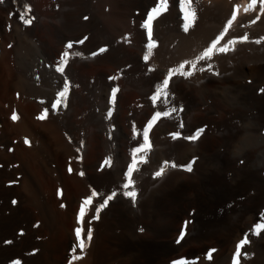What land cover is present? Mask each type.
<instances>
[{
    "label": "rangeland",
    "instance_id": "rangeland-1",
    "mask_svg": "<svg viewBox=\"0 0 264 264\" xmlns=\"http://www.w3.org/2000/svg\"><path fill=\"white\" fill-rule=\"evenodd\" d=\"M110 1L53 0L46 10L38 7L34 0H18V3L13 0L16 9L11 11L12 21L21 25L23 30L33 33L32 35L40 34V39L50 43L45 50L48 55L56 57L58 64L54 62L55 59L50 58L55 63L54 65L51 61L55 68L61 63L62 54L66 51L69 53L65 76L58 72L59 77H50L53 88H45V93H48L46 96L49 98L53 92L55 101L63 88L65 77L78 89L79 94L84 93L83 98L88 99L85 100L89 109H92L90 112L95 123L99 124V128L101 126V129H106L109 153L112 152L110 162L116 163L119 168L131 165L133 150L143 143L142 130L155 112L177 108L178 111L171 116L161 117L151 129V151L139 153L135 157L136 160L146 158L147 162L138 164L134 171L136 175L133 174L132 177L135 187L141 171L146 168L150 169L152 178L161 182L164 180L168 183L177 179L190 184L188 206L178 219L170 242L173 250L170 264L180 258L186 259L189 264H216L220 252H223L222 243L210 242L198 251H185L184 246L192 240V236L208 234L240 216L244 217L238 238H234L218 264H234V253L240 250L238 244L245 237L250 243L243 250L246 255L242 257L241 264H264V232H255V226L264 223V78L247 72L248 67L264 65V59H259L261 56L258 55L260 47H264L261 0H257L261 17L255 18V23L251 20L241 24L233 21L232 29L229 28L218 47L232 39H237L238 42L230 46L228 52H217L211 60L199 62L191 77L174 76L168 89V98L160 101H154L152 97L157 88L162 87V81L167 78L168 72L178 69L185 61H195L227 27L226 22L231 16L224 17L217 25L205 27L204 36L198 35L194 28H197L199 18L195 20L196 24L194 22L189 27V31H185V13L180 6L181 0H167V10L162 11L152 22L156 46L149 55L147 30L142 24L151 9L158 6L159 0H115L117 4ZM28 6L30 12L26 11ZM185 8L189 11L187 4ZM21 14L26 19L34 17L32 24H24L19 19ZM233 24H238V29ZM234 29L237 30L236 33ZM244 35L248 36L247 41L239 39ZM257 40L260 43L257 44ZM69 43L73 45L71 49L67 48ZM101 48L106 51L100 52ZM145 56L149 58L145 60ZM89 62L95 63L89 66ZM209 64L212 65L211 69L208 68ZM201 67L205 71H199ZM99 70L106 72L107 76H98ZM184 70H191L190 64ZM83 74L89 77L82 79L80 75ZM93 74L96 76L92 77ZM37 76L38 74L31 79L37 81ZM113 89H118L114 102ZM120 93H124L129 101L128 107L124 109L121 108L123 97ZM180 124L183 127H179ZM199 130L202 131L195 141L184 138ZM176 132L181 133V136L174 139L172 133ZM122 149L127 152L125 159L121 157ZM165 162L175 164L176 167H166L162 175H154ZM189 165L191 171L187 170ZM181 176L186 180H180ZM129 189L135 191L133 188ZM182 233H185L184 238L180 239ZM209 252H213L211 259Z\"/></svg>",
    "mask_w": 264,
    "mask_h": 264
},
{
    "label": "bare ground",
    "instance_id": "bare-ground-1",
    "mask_svg": "<svg viewBox=\"0 0 264 264\" xmlns=\"http://www.w3.org/2000/svg\"><path fill=\"white\" fill-rule=\"evenodd\" d=\"M52 1L34 0L38 7L46 10ZM187 5L189 12L195 11L196 19L199 18L197 28H194L198 35L203 34L205 27L217 25L227 16L231 19L235 15L234 21L240 24L261 17L258 3L254 8L250 7L251 0H192ZM245 8L249 10L245 11ZM15 9L13 0H0V264H14L15 261L20 264H170L173 257L170 242L176 223L188 206L190 184L177 179L161 182L152 178L150 169L144 167L136 180L137 186L133 188L137 193L135 200L124 195L130 190L123 188L128 180V165L119 168L110 162L112 152L109 153L106 129L95 123L83 91L80 95L78 89L70 84L67 106L62 104L59 110L51 108L55 95L49 92L48 98L45 88L49 86L52 90L50 77L60 75L51 64L52 56L45 50L50 43L40 39L39 33L38 36L32 35L13 22L11 11ZM261 22H264L263 13ZM259 51V59L263 60L264 47ZM247 72L264 78V65L248 67ZM37 74V81L33 80ZM87 74L80 77L88 78ZM99 74L107 76L103 71ZM124 95H121L123 109L129 105ZM45 108L48 109L47 117L39 119ZM14 115L17 119L12 118ZM123 149L121 157L125 159L127 152ZM181 179L185 177L181 176ZM93 191L96 196L87 209L83 224L85 241L89 227L93 238L90 245L81 251L75 230L81 227V205ZM114 192L116 196L101 210L99 218L92 219L95 208ZM243 217L222 224L208 234L192 236L183 250L198 251L210 242H220L224 246L220 261L242 228ZM77 256L81 258L74 259Z\"/></svg>",
    "mask_w": 264,
    "mask_h": 264
},
{
    "label": "snow or ice",
    "instance_id": "snow-or-ice-1",
    "mask_svg": "<svg viewBox=\"0 0 264 264\" xmlns=\"http://www.w3.org/2000/svg\"><path fill=\"white\" fill-rule=\"evenodd\" d=\"M191 2H192V0H181V4H180L182 11H184V13H185V15H184V20H185L184 30L185 31H188L189 27L191 26L192 23L195 22V19H196L195 11L189 12L187 10V8H185V5L190 4ZM256 3H257V0H251L250 7L254 8ZM261 4H262L261 12L264 13V0H261ZM166 10H167V0H159L158 6L153 7L151 9V11L148 13L147 19L142 24V27H144L147 30V38L149 41V43L147 44V49H148L149 55L151 54L152 49L156 46L155 41L153 40L152 22L162 11H166ZM248 10H249L248 8H245V11H248ZM26 11H28V12L31 11L30 6H28L26 8ZM19 19L21 21H23L24 24L31 25L34 17L30 18V19H26L25 15L21 14ZM85 19H87V17H85ZM235 19H236V16L233 15L232 18L230 20H228L227 27H225L223 29V31L220 33V35H218L216 37V39H214L211 42L210 46L207 47L201 55L196 57L195 61H191V62L185 61L184 63L179 65L178 69L170 70L167 74V78L162 81V87L157 88L156 93L153 95L152 99L154 101H160L163 98H168V89L170 86V82L173 80L174 76L179 75L181 77H191L193 75V72L197 69V64L199 62L211 60L213 55L217 52H219V53L228 52L230 50V46H234L238 42L237 39L229 40L226 44H224L223 46H220V47H218V45L221 44V41L224 39L225 35L228 33L229 28L232 26V22ZM257 19H259V17H257ZM253 23H255V21H253ZM239 39L242 41H247L248 36L244 35L243 37H241ZM80 42L83 43V41H80ZM256 42L260 43L259 40H257ZM9 46H11V45H9ZM72 47H73V45L71 43H69L67 45V48H69V49H71ZM99 51L104 52V51H106V49L101 48ZM68 56H69V53L67 51L62 54L61 63L56 67L57 72L64 74L65 65L68 62L67 59H64V58H67ZM144 58H145V60H147L149 57L145 56ZM189 64L191 66V70L185 71L184 69H185L186 65H189ZM208 68L211 69L212 65L209 64ZM199 71H205V69L203 67H201L199 69ZM70 86H71L70 81H68L65 78L62 90L58 92L55 101L51 104V108L53 110H59V108L62 104L64 106H67L66 101H67V97L69 94ZM117 91H118V89H113V92H112L113 102L115 101ZM262 91H264V90H262ZM179 110L182 111V109H179ZM176 111H178V109L174 107L171 109V111H163V112L157 111V112H155V114L152 116L150 122L143 128V130H142V141H143V143H140L139 146L133 150V154H132L133 160H132L131 165H129V167H128V171H127L128 181H127V183H125L123 185L124 189L134 188V183H133V179H132L133 173H134V171L137 170L138 164L147 162V160L145 158H142L141 160H136L135 157L138 153H147V152L151 151V149H152V143L150 141L151 129L156 124V122L161 119V117L171 116ZM47 115H48V109L45 108L43 111V114L39 117V119L43 120L47 117ZM109 115H111V113H109ZM12 118L17 119V117L15 115ZM179 127H183V124H180ZM201 131L202 130H199V131H197L196 134H194L192 136L184 137V138L195 141L196 139H198ZM172 136L174 139H177V138H180L181 133H179V132L172 133ZM25 142L27 143L28 141L26 140ZM78 151H79V149H78ZM169 166L170 167H176L175 164L169 165L168 162H165L164 166L161 167L160 170L155 173V175L156 176L162 175L165 171V168L169 167ZM187 170L188 171L192 170L190 165L187 167ZM69 171L71 172L72 169L69 168ZM80 175L83 176L84 173L81 172ZM123 194L128 196L132 200H135V198L137 196V193L134 190L125 191ZM95 196H96V192L93 191L92 194L83 201L81 208H80V211H79V223H80L81 227H78L75 230V235H76L77 241H78L77 246L79 247V249L81 251L85 250L90 245L91 240L93 238L92 230L89 227L87 230V233H86L87 242L85 241L83 224H84V218L87 214V209L91 207V205L93 203V199ZM115 196H116L115 192L112 193L111 195L107 196V198L104 199L103 202L100 203L99 206L95 208V214L92 217V219H98L100 216L101 210L104 209L109 204V201H111ZM89 223H91V221H89ZM141 231H142V229H141ZM255 232H256V234H260L261 232H264V223L257 224L255 226ZM183 238H184V234L182 233L180 239H183ZM178 242H179V240H178ZM249 243H250V241L248 240L247 237H245L243 240L240 241V243L238 244V249H240V250H238L234 253V256H235L234 264H241L242 257L244 255H246V252H244L243 250L245 249V246ZM75 249H76V246H74V248H73L74 252H75ZM80 258L81 257H78V256L74 257V259H80ZM209 258H211V252L209 253ZM14 264H20V262L15 261ZM174 264H189V261H187L186 259H181L179 261L174 262Z\"/></svg>",
    "mask_w": 264,
    "mask_h": 264
}]
</instances>
